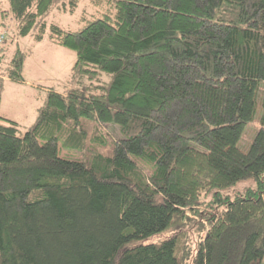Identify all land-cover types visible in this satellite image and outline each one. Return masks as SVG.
Here are the masks:
<instances>
[{
  "label": "trees",
  "instance_id": "1",
  "mask_svg": "<svg viewBox=\"0 0 264 264\" xmlns=\"http://www.w3.org/2000/svg\"><path fill=\"white\" fill-rule=\"evenodd\" d=\"M54 1L9 0L19 33ZM109 1L49 27L78 88L49 91L23 134L0 116V264H264V127L237 147L264 84V0Z\"/></svg>",
  "mask_w": 264,
  "mask_h": 264
},
{
  "label": "rangeland",
  "instance_id": "2",
  "mask_svg": "<svg viewBox=\"0 0 264 264\" xmlns=\"http://www.w3.org/2000/svg\"><path fill=\"white\" fill-rule=\"evenodd\" d=\"M55 0L48 12L37 20L27 35L19 33V25L9 12V0H0V116L18 123L20 134L29 130L37 122L39 109L44 105L49 91L65 93L70 89L78 88L76 80L72 77V67L75 61L73 51L57 45L50 36L49 27L55 24L62 29L76 31L88 21L104 13H112L113 8L109 0ZM46 28L40 31V24ZM41 33V37L38 35ZM22 54L21 77L23 81L17 82L7 79L12 67V59L16 51ZM101 81L110 80L108 74L102 72ZM88 80L83 85H88ZM256 109L253 119L244 128L237 143L242 152H247L257 129L264 127V84L260 83L256 90ZM90 133L94 131L90 126ZM102 132L116 138L117 128L112 125L100 127ZM58 155L64 159H78L80 153L65 144L64 135L57 133ZM44 142L45 138H40ZM89 138V142H90ZM96 145L98 151L103 146ZM253 188L251 180L240 181L225 189H218L222 196L233 198L243 194L246 188Z\"/></svg>",
  "mask_w": 264,
  "mask_h": 264
},
{
  "label": "built area",
  "instance_id": "3",
  "mask_svg": "<svg viewBox=\"0 0 264 264\" xmlns=\"http://www.w3.org/2000/svg\"><path fill=\"white\" fill-rule=\"evenodd\" d=\"M3 38V36H0V40Z\"/></svg>",
  "mask_w": 264,
  "mask_h": 264
}]
</instances>
